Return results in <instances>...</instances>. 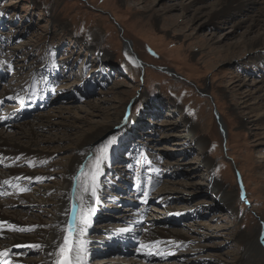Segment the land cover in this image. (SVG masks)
Returning <instances> with one entry per match:
<instances>
[{
  "label": "rangeland",
  "instance_id": "374dc122",
  "mask_svg": "<svg viewBox=\"0 0 264 264\" xmlns=\"http://www.w3.org/2000/svg\"><path fill=\"white\" fill-rule=\"evenodd\" d=\"M228 1L0 0V99L12 98L6 107L11 110L32 80L54 87L50 105L41 104L11 128L0 126V132L15 135L19 124L39 115L55 125L37 131L51 156L36 167L44 177L21 180L20 188L30 187L26 195L23 191L26 198L15 197L19 206L8 210L18 217L5 215L37 223L38 232L51 225L57 214L51 199L60 193L67 164L85 153L70 146L68 137L78 142L89 130L107 125L110 130L90 148L84 181L94 158L115 137L97 179L105 209L115 212L94 204L91 264H151L124 258L123 249L102 230L118 228L123 217L128 221L134 215L118 201L114 208L107 202L122 199L112 183L155 175L148 156L159 165L156 176H162L152 192L159 196L149 207L148 222L189 238L171 250L175 257L152 264H240L239 259L264 264V244L257 243L264 229V89L256 91L264 85V0L243 1L223 15ZM103 52L109 55L105 62ZM120 121L124 130L115 127ZM187 122L207 141L214 178L233 195V205L224 204L207 184L205 152L194 146ZM106 164L108 180L100 173ZM2 196L0 202L8 201ZM242 237H252L255 252L245 254ZM13 251L29 263L43 258L41 248Z\"/></svg>",
  "mask_w": 264,
  "mask_h": 264
},
{
  "label": "bare ground",
  "instance_id": "6f19581e",
  "mask_svg": "<svg viewBox=\"0 0 264 264\" xmlns=\"http://www.w3.org/2000/svg\"><path fill=\"white\" fill-rule=\"evenodd\" d=\"M243 1L246 0L228 1V4L224 8L225 10L222 12V14L226 15L227 12L242 6L243 3L245 4V2ZM234 4L236 5V7L234 6ZM126 46L127 49L132 52L131 45L126 44ZM108 58L109 55L107 53H100V59L104 62L107 61ZM135 62L137 63V60ZM256 89L257 92H261V90L264 89V85L261 84V86H258ZM244 104H246V102H244ZM25 105L29 106L30 102H26ZM40 107L41 106H38L37 108ZM62 111L63 110H59L57 113L62 115ZM4 117L5 114L2 115V119H4ZM13 119H15V121H13ZM48 119L49 118L45 115H39L36 117L34 116V120L19 124L18 133L15 135H10L5 132V130L0 132V188H6L3 196L8 198V201H6L5 203L0 202V238L3 239L2 246H4L0 247V254H2L0 255V261H4V264H56V261L61 258L59 256L58 245L62 243L64 237L65 231L63 229L68 222L71 202H74L75 204L79 203V196L82 191V186L85 184L84 176L87 170H89L87 165L89 164L88 157L90 155V148L93 147V145H95V143H97V141H99L100 138L110 130L107 125H101L98 129L95 128V130L93 131L89 130L83 135L80 141L78 140L79 143L77 141H73L72 139H70V137H68L70 146L74 145L77 151L85 153L81 156L76 155L74 158H70L69 165L67 164L68 171L64 174L65 179L62 185L59 187L60 193L59 195L54 196L52 199L50 198L52 201V205L56 206L57 214H55V216L51 219V225H49L46 229H42L38 232L37 230L39 228L37 227V223L33 222L29 224L26 221L24 222L23 220L8 217V215H5V213H13L14 216L16 215V217H18L17 212H8V210L15 209L19 206L17 200H14L15 197L19 199L26 198V196L23 195L22 188L19 187V182L21 180H23L24 178L37 180L41 177H44L42 176V172H39L36 167L41 166V163L46 162L51 156L47 152V148H45L46 146L41 147L42 144L38 139L39 137H37L39 136L37 131L38 129L45 128L48 125L52 128L55 126L53 123H50ZM8 121L10 122H8V124H6L5 126H10L9 128H11V125H14V123H16L14 114H12L8 118ZM118 124L119 125H116L115 127L124 130V124L121 123V121ZM186 129L194 138V146L199 148V151H201L202 153L205 152V155H203L204 158H202V167L206 169L207 177L209 178L207 184L210 185L213 193H216L217 195L222 197V199L224 200V204H226L227 206L233 205V195L226 193L221 183H219L214 178V175L212 173L213 162L212 160L208 159L207 156V141L205 139L197 137L196 128L191 123H186ZM107 168L108 166L106 164L100 170V173L102 175H105L106 172L105 178L106 176H108L107 174L109 172V169ZM5 181H7L8 183H5ZM10 190H13V192H11ZM101 190V181L97 180V195L100 196ZM92 198L93 197H91L90 194H84V199L93 203ZM31 204L32 201L29 200V205ZM94 204L95 203H93V205ZM82 211L83 209L77 211V217L81 215ZM94 211L90 216V222L85 228L83 234L81 235L77 233L78 242L83 241L86 245L87 255L86 257H82V259H84V264H91L89 262V258L92 256L91 244H93L97 239L89 234L90 229H93L95 233L97 232L94 230L95 228L91 224L95 217ZM181 216L182 214L180 215V217ZM123 218L122 220H124ZM130 224V226H119L116 230H114L115 232L108 231L111 229L102 230L108 232L109 235L106 237L113 238L114 242H117L116 239L119 240L121 238H127V236L132 235L139 242L140 246H148H141L144 256L147 257L150 256L146 254L148 251L153 250V253L156 254L159 250H162L164 254L159 257H163L167 252L173 250L174 248H180L181 246L183 247L186 243H189V238H187L180 232L168 229L167 226L161 227L155 226L154 224L144 226L142 225L141 220L137 217H134ZM121 229H128L129 231L121 232ZM30 234L33 235L31 236ZM115 235H117L116 238ZM32 237H38L37 239H39V241L36 242ZM240 243L248 246L245 254H251V252L256 251V245H254L255 241L252 240V237H242ZM257 243L259 247L264 244V229L258 234ZM22 248H41L43 254L41 262L29 263V261L24 258L21 259L16 257L8 259V255L12 253L13 250H19ZM113 250L115 252H120L119 249ZM238 263L245 264V262L240 259L238 260Z\"/></svg>",
  "mask_w": 264,
  "mask_h": 264
},
{
  "label": "snow or ice",
  "instance_id": "6c2138e0",
  "mask_svg": "<svg viewBox=\"0 0 264 264\" xmlns=\"http://www.w3.org/2000/svg\"><path fill=\"white\" fill-rule=\"evenodd\" d=\"M23 103V98H20ZM2 103V101H0ZM116 142V138L113 137L111 140L104 145L101 150V154L96 156L93 161L92 170L89 173V179L82 186V191L79 196V203L74 204L70 209L72 213V218L68 221L67 225L63 229L66 235L63 237L62 243L58 245L59 256L61 257L56 261V264H84V259L86 257L87 250L86 245L83 241L77 242V233L83 234L85 228L90 222V216L95 210L94 205L91 201L84 199V194L88 193L91 197L95 198V203H99V198L97 196V179L99 174V168L102 161L106 158L108 150ZM5 183H8L5 181ZM26 189H22L24 191ZM83 209L79 217L76 216V212ZM129 231L128 229H121V232ZM142 247H148L146 245H141ZM147 255H152L151 251L146 253ZM2 255V254H0Z\"/></svg>",
  "mask_w": 264,
  "mask_h": 264
}]
</instances>
